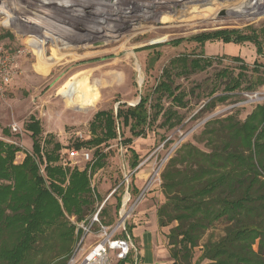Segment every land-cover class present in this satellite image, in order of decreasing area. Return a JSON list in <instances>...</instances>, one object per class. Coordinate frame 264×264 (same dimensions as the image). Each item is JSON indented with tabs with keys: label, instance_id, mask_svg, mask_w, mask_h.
Segmentation results:
<instances>
[{
	"label": "rangeland",
	"instance_id": "374dc122",
	"mask_svg": "<svg viewBox=\"0 0 264 264\" xmlns=\"http://www.w3.org/2000/svg\"><path fill=\"white\" fill-rule=\"evenodd\" d=\"M247 1L243 15H239L229 11L237 0H177L174 5L170 0H0V47L17 65L10 83L0 89V141L20 149L14 165L21 164L25 154L32 155L30 134L24 128L31 117L40 122L43 138L50 135L64 147L60 157L67 160L65 151L73 142L91 138L89 123L95 113H116L119 106L135 105L140 96L151 93L172 59H193L203 52L214 58L210 68L174 78L173 87L179 88L176 94L181 92L185 103L182 108L172 107L180 123L167 129L159 119L145 138L133 139L129 146L139 162L148 159L143 172L158 174L159 181L149 194L157 209L161 207L166 200L160 176L170 159L179 156L185 145L210 152L213 131L223 129L228 122L244 121L256 106L264 104V58L256 55L254 45L215 41L200 46L190 40L218 30L253 31L264 50V0ZM170 16L173 21H169ZM180 39L179 45L173 43ZM150 46L153 49L146 50ZM235 57L240 60H232ZM150 58H156L152 68L148 67ZM242 63L248 70L241 86L227 93L225 85L237 77ZM222 96L228 98L213 108L207 106ZM169 104L164 101L165 107ZM13 125L19 128L18 133L12 131ZM124 133L130 137L127 130ZM119 148L118 139L99 146L106 156L102 167L94 172L90 166L79 169H88L93 199L83 219L89 218L121 182V166L131 161V154L128 147H122L123 152H118ZM96 149L87 150L94 154ZM67 184L68 179L63 186ZM121 193L122 187L105 204L101 215L105 220L110 218L111 227L117 219L114 205ZM67 216V227L44 230L23 264H80L95 238L88 237L80 247V237L75 235L68 241L62 233L74 224ZM152 217L155 226L154 213ZM176 225L173 222L166 227L165 236ZM224 226V221L214 222L200 244L209 238L218 239ZM3 244L0 241V247ZM199 254L197 249L194 259Z\"/></svg>",
	"mask_w": 264,
	"mask_h": 264
},
{
	"label": "trees",
	"instance_id": "16d2710c",
	"mask_svg": "<svg viewBox=\"0 0 264 264\" xmlns=\"http://www.w3.org/2000/svg\"><path fill=\"white\" fill-rule=\"evenodd\" d=\"M190 40L200 46L215 41L250 43L256 55L264 58L262 43L253 31L242 34L238 30H218ZM182 41L173 43L179 45ZM212 60L203 52L193 59L188 56L172 59L149 95L140 96L134 106H119L116 113L113 110L95 113L89 123L91 138L73 142L70 149L96 147L92 162L87 165L94 172L106 158L98 147L118 139L119 146L128 147L126 150L131 154L129 167L135 168L139 157L129 147L132 140L145 138L159 119L167 129L180 123L172 107L182 108L185 103L183 94H176L179 88L173 87L174 78L202 73L212 66ZM155 62L156 58H150L148 67L152 68ZM247 70L242 63L240 73L229 80L224 90L232 93L239 89ZM227 98L215 97L207 106L213 108ZM165 100L170 102L168 107L164 106ZM24 128L30 134L32 155L25 154L21 164L14 165L20 149L0 141L2 264H23L45 229L67 227L66 215L83 220L86 210L93 205L88 169L69 170L58 165L64 147L50 135L43 138V129L34 117ZM125 130L130 137H125ZM3 133L8 134L6 130ZM210 142L213 147L208 153L185 145L161 173V190L166 201L156 211L157 223L159 228L177 223L166 236L170 258L173 264H264V104L256 106L244 121L228 122L223 129L213 131ZM181 166L184 167L180 169ZM66 179L68 184L63 186ZM136 193L134 188L133 194ZM119 205L120 196L114 208L117 210ZM217 221H224L222 235L200 244L202 236ZM103 222L109 225L110 218ZM62 234L70 242L75 235L80 236L74 226ZM197 249L200 254L194 259ZM136 252L139 261L137 247ZM133 260L131 253L125 261L115 264H133Z\"/></svg>",
	"mask_w": 264,
	"mask_h": 264
},
{
	"label": "built area",
	"instance_id": "2783aa9c",
	"mask_svg": "<svg viewBox=\"0 0 264 264\" xmlns=\"http://www.w3.org/2000/svg\"><path fill=\"white\" fill-rule=\"evenodd\" d=\"M16 73L17 65L15 59L4 55L0 47V89L7 86L10 83L12 75ZM18 130L19 128L16 125L12 126V131L14 133H18ZM119 151L123 152L121 146L118 149V152ZM65 152L68 154V161L60 157V164L64 168L83 169L91 163L93 159L91 151L85 148L80 150L70 149ZM147 161L148 159L139 162L133 169L129 167L128 163L122 164L121 182L109 192L89 218L79 221L75 216H67V219L74 224L76 232L80 233L79 247L88 237L95 238V242L83 255L80 264H113V260L125 261L131 253H134L133 264H139L136 258V247L131 240L128 226L135 210L142 203L147 194L153 190V186L156 182L159 181V178H157L158 174H153L152 170L147 174L142 188L137 191L136 194H133V189L135 188L134 180L137 174L143 170ZM78 163L82 164V166H79ZM41 173H43L42 170ZM120 187H122V195L120 196V205L116 210L117 219L114 226L111 227L104 224V217H101V215L105 209V204L114 196ZM111 252L114 254L112 257Z\"/></svg>",
	"mask_w": 264,
	"mask_h": 264
},
{
	"label": "crops",
	"instance_id": "0c3cea01",
	"mask_svg": "<svg viewBox=\"0 0 264 264\" xmlns=\"http://www.w3.org/2000/svg\"><path fill=\"white\" fill-rule=\"evenodd\" d=\"M146 176L143 171L137 174L134 180L136 191L142 188ZM156 211L157 202H153V195L147 194L129 221L131 240L139 250V264H173L167 247L165 236L167 233L164 231L165 228H159ZM153 213L155 226H153Z\"/></svg>",
	"mask_w": 264,
	"mask_h": 264
},
{
	"label": "bare ground",
	"instance_id": "6f19581e",
	"mask_svg": "<svg viewBox=\"0 0 264 264\" xmlns=\"http://www.w3.org/2000/svg\"><path fill=\"white\" fill-rule=\"evenodd\" d=\"M134 1V0H133ZM138 1V0H137ZM181 2L184 1H188V0H180ZM116 2V1H115ZM171 3H176L177 0H170ZM254 2H257V0H255ZM133 3V2H132ZM138 4V3H137ZM192 4V3H191ZM232 4V3H231ZM246 4H248L247 0H237V2L234 4H232L231 6L233 7V9H229L230 12L232 13H238L239 15H243V10H245L247 8ZM126 5V4H125ZM167 5V4H166ZM156 6V5H155ZM229 7V6H228ZM249 7V6H248ZM124 8V7H123ZM134 8V7H132ZM227 8V7H226ZM128 9V8H127ZM181 9V8H180ZM187 9V8H186ZM213 9V8H212ZM169 10V9H168ZM182 10V9H181ZM185 11V10H184ZM202 11V10H201ZM121 12V11H120ZM127 12V11H126ZM181 12V11H180ZM182 13V12H181ZM172 14V13H171ZM207 14V13H206ZM176 15V14H175ZM203 15V14H202ZM161 16V15H160ZM203 17V16H202ZM164 19V18H163ZM185 19V18H184ZM169 21H173L171 20V16H170V20ZM182 22L184 20H181Z\"/></svg>",
	"mask_w": 264,
	"mask_h": 264
},
{
	"label": "water",
	"instance_id": "95a60500",
	"mask_svg": "<svg viewBox=\"0 0 264 264\" xmlns=\"http://www.w3.org/2000/svg\"><path fill=\"white\" fill-rule=\"evenodd\" d=\"M136 104H138V102H137ZM136 104H135V105H136Z\"/></svg>",
	"mask_w": 264,
	"mask_h": 264
}]
</instances>
